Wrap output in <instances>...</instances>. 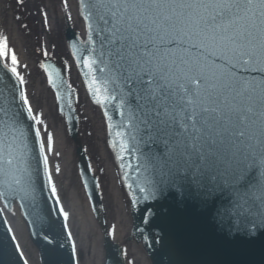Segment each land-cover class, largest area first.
I'll return each mask as SVG.
<instances>
[{
  "label": "snow or ice",
  "instance_id": "6c2138e0",
  "mask_svg": "<svg viewBox=\"0 0 264 264\" xmlns=\"http://www.w3.org/2000/svg\"><path fill=\"white\" fill-rule=\"evenodd\" d=\"M62 4L67 12V0ZM77 5L87 41L71 44L72 55L86 69L94 103L104 109L120 167L126 166L124 153H140L134 183L143 199L178 186L195 188L205 200L228 192L225 215L251 225L249 235L264 227V0H77ZM20 66L10 37L0 31V214L10 201L36 199L42 167L72 241L69 213L49 169V154L60 153L54 133L34 111ZM39 67L54 89L63 85L51 64ZM71 250L75 257V242ZM15 252L28 264L19 243Z\"/></svg>",
  "mask_w": 264,
  "mask_h": 264
},
{
  "label": "water",
  "instance_id": "95a60500",
  "mask_svg": "<svg viewBox=\"0 0 264 264\" xmlns=\"http://www.w3.org/2000/svg\"><path fill=\"white\" fill-rule=\"evenodd\" d=\"M67 3L68 9L65 14L70 15L71 19L66 22L60 1L52 0L51 12L43 35L31 44L38 65H40L44 50H47L48 53L64 55L63 57L68 59V52L62 36V30L66 25H70L82 33L83 24L76 12V2L67 0ZM66 35L70 45L75 43L79 46L81 41H84L80 38L77 39V34L72 30L67 29ZM50 64L60 72L57 77L58 84L59 81L64 82L62 86L54 90L56 95L59 93L62 97L58 100L59 107L64 113L71 136L78 143L74 109L75 91L65 76L64 61L59 60ZM78 67L85 82L83 72L86 69ZM16 106L19 107V104ZM102 111L104 112V109ZM108 112L113 117L114 123L120 122L121 117L114 107L109 106ZM24 123L31 125L32 121L25 116ZM110 139L112 137L108 133V142ZM30 141H32L31 146L34 149V154L38 155V145L34 143V132L30 134ZM72 150L73 162L77 170L73 141ZM112 150L131 199L133 220L131 234L142 242L152 264H264V227L256 228L253 230L254 234L249 235L251 225L243 224L234 215H225L224 210L231 207L228 192L217 193L216 196L205 200L195 188L178 186L168 188L155 199L144 200L134 183L138 175L136 168L143 162L142 159L136 158L140 156V153L137 152L135 155L124 153L123 163L126 166L121 168V161L117 159L119 149L112 148ZM143 151H147V149L145 148ZM76 153L82 182L97 223L103 230L105 259L103 252L101 264L103 259L104 264H126L121 246L111 240L106 233L97 180L89 168L88 159L79 146L76 147ZM128 164L133 167H127ZM128 185H132V187H128ZM134 199L139 202L134 204ZM14 204L17 205L26 224L29 238L37 249L41 264H76L71 250L72 242L68 240L67 232L63 228L64 219L58 214V206L53 202L47 190L42 167L36 199L25 202L10 201L8 211H12ZM0 205L3 206V201H0ZM8 229L2 213L0 214V262L2 264H23L19 253L15 252V242H13ZM113 239L116 240L114 237Z\"/></svg>",
  "mask_w": 264,
  "mask_h": 264
},
{
  "label": "bare ground",
  "instance_id": "6f19581e",
  "mask_svg": "<svg viewBox=\"0 0 264 264\" xmlns=\"http://www.w3.org/2000/svg\"><path fill=\"white\" fill-rule=\"evenodd\" d=\"M51 8L49 9V14L51 12ZM14 9L15 6L11 2V0H0V31H3L1 26L5 28V32L10 37V43L15 48V51L17 52L18 58L21 62V64L24 66L25 64L27 67H25L27 70L29 69V78L31 81V100L35 104H41L43 115L50 119L51 132L54 133L55 137V144L54 148L55 151L59 152L60 155L56 156L54 153L50 154L54 158H58V162L62 165V172L64 173V176H61V186L65 188V184L68 182H64V180L68 179V177L73 178L75 181V190H73L74 194L81 195L80 197L83 198V201L79 198V195L76 197V201H74V211L79 213L82 211L84 219L91 225L89 228V232H87L85 229H82V241L85 243V245H88L91 241V246L94 248L93 254L90 256H94V260H91L89 257V264H101L102 261V255H103V248H102V231H98V236L96 238V235H94V227L93 224H95V220L92 216L91 209L89 207V204L86 201V196L83 193L81 184L78 180V173L76 170V167L73 162V150H72V141L68 137L67 130L65 125L63 124V120L61 117L57 114L56 111V105L52 98V95L50 93L49 88L46 85V80L42 74V71L39 70L40 67L38 65V62L33 54V51L31 49L32 40L34 38H31V35H27V33L22 32L18 22L15 20L14 15ZM24 21L29 23V26H31L32 33L35 34L34 37L38 36L39 33L44 32V26L45 24L41 21L42 18H38L33 13L32 15H29L28 13L23 14ZM49 18V17H48ZM68 71H69V78L74 83V85L77 87L78 92V104L80 106L79 108V139L81 142V145H83L84 141L86 140L82 126H84V117L85 115L90 116L89 118L92 120L95 112V107L93 104L87 99V96L82 88L79 76L75 70V67L72 63V60L69 58L68 55ZM39 68V69H38ZM36 69L39 70V72H34ZM25 89L27 91V87L25 85ZM29 96V95H28ZM30 98V96H29ZM40 106V105H39ZM83 111V112H82ZM56 117V118H55ZM54 129V130H53ZM102 132L98 134V136L95 138L94 141L98 140L99 143V150H97L96 145H92L87 149H85L86 153L90 155L91 160L94 162L95 157L97 155L100 156L102 164L104 169L107 171V178L104 179L108 180V176H110V179H113L112 182V196L113 198L117 199V207L115 210L110 209L107 207L106 209V222L107 227L109 231H111V234L118 242H123L124 238L128 235L129 227H130V216H129V210H128V200L126 197V194L122 188L121 183L118 180L116 168L114 165V161L112 159V154L107 148L106 143H104V125L102 122ZM83 139V140H82ZM84 147V145H83ZM87 147V146H86ZM98 156V157H99ZM93 170L98 168V164L93 165ZM76 176V177H75ZM71 178V179H72ZM60 180V178L58 177ZM56 179V180H58ZM103 182V180H102ZM77 186V187H76ZM103 194V193H102ZM103 202L105 201V198L103 197ZM7 216H9L7 214ZM114 220H116V224L114 223ZM12 224V227L14 228V231L18 233L17 228L19 227V224H15L14 222L10 221ZM113 228H112V227ZM116 226V227H115ZM20 228V227H19ZM114 230V232H113ZM94 235V239L92 241V236ZM101 239V240H100ZM98 246V247H97ZM126 256L129 254V250L131 249L132 255L135 256L137 259H139L140 264H149V261L144 253V251L141 248V245L132 243L131 245H126ZM95 253V254H94ZM133 258V257H132ZM144 259V260H143Z\"/></svg>",
  "mask_w": 264,
  "mask_h": 264
},
{
  "label": "rangeland",
  "instance_id": "374dc122",
  "mask_svg": "<svg viewBox=\"0 0 264 264\" xmlns=\"http://www.w3.org/2000/svg\"><path fill=\"white\" fill-rule=\"evenodd\" d=\"M11 2L13 3V5L15 6L14 9V17L15 20L18 22L22 32L27 33V35H31V38H34L32 40L35 41L36 39H38L39 37H41L43 35L42 33H39L38 36L34 37L35 34H31L32 30H31V26H29V23L27 24L26 21H24V17L23 14L24 13H28L29 15H32V13L37 16L38 18H42V22L45 24V13L47 16V21H48V17H49V9L50 7H52V0H23V4H20L17 2V0H11ZM17 17H19V19H17ZM23 25H26L27 27H23ZM46 26V24H45ZM44 26V29H45ZM2 30L5 32V28L3 26H1ZM39 69V68H38ZM36 69L34 72H39V70ZM19 71L21 72V74L25 77L26 80V87H27V94L30 96V101L32 103V106L34 108V111L38 114L41 115L42 119L44 120L45 125L47 126V131H51L50 129H52V127L50 126V119L46 117V115H43V110L41 107V104H35L32 102L31 100V81L29 78V69L27 70L22 64L19 68ZM40 105V106H39ZM95 108V112H94V116L92 117L93 119L91 120L87 115H85L84 117V126H82V130H83V134L86 138V140H83L84 143V148L87 149L89 146L86 145L89 144L90 146L92 145H96L94 147H97V150H99L98 146V140L94 141L95 138L98 136V134L100 133V131L102 132V122H103V118L102 115L100 113V110L98 109V107L94 106ZM83 112V111H82ZM55 115H59L58 113ZM56 118V117H55ZM43 128V126H41ZM54 130V129H53ZM44 135L43 131H42V136ZM46 139V137H45ZM72 141V139H71ZM105 143V140H104ZM87 146V147H86ZM52 154V153H51ZM97 155V157H95L94 162L92 161L93 165L98 164V168L95 169V171H97L99 180H100V185H101V189H102V193H103V197L105 198L104 205L105 208L107 209V207L109 208L108 210L112 209L115 210L117 207V199L113 198L112 196V182L113 179H110V176H108V180H105V178H107V171L104 169L102 161L100 156ZM90 157V155H89ZM92 159V158H91ZM49 166H50V171L52 173L53 176V181L55 182L56 186H57V190H58V194L60 196V200H61V204L63 205L65 211H67L69 213V218L67 223L69 224V231H71L72 236H73V241L76 244V248H77V254H78V264H89V257L93 254L92 252L94 251V248L91 246V241L89 242L88 245H85V243L82 241V229H85L87 232H89V228L91 223L89 224L86 219H84L83 213L82 211L77 213L74 211V201H76V197L79 194H74L73 190L77 189L75 188V181L73 180L72 176L71 178L68 177V179L64 180V182H68L66 183L64 186L65 188H63L61 186V176H64L65 172H62V165L58 162V158L57 157H53L49 154ZM59 166L61 171L60 173H56L55 169L56 167ZM58 177L60 178V180L58 179ZM76 177V176H75ZM58 179V180H56ZM103 180V182H102ZM77 187V186H76ZM81 195H79L78 199H81L83 201V198L80 197ZM8 221L12 227V224L10 221L14 222L16 225L19 224V227L17 228L18 233L16 231H14V228L12 227L18 242L20 243V246L23 249L24 254L26 255L29 264H39L38 261V257H37V252L35 247L33 246V244L31 243V241L29 240L27 234H26V230L24 227V224L22 223L19 214L17 213V211L15 210V212L13 211V214L9 213L8 214ZM95 220V219H94ZM95 224H93L94 227V235H96V238L98 236V231H99V225L97 223V221L95 220ZM114 223L116 224V220H114ZM112 227V226H111ZM116 227V226H115ZM113 228V227H112ZM94 235L92 236V241L94 239ZM101 240V239H100ZM127 240H125L126 242ZM133 242L131 241H127L126 245H131ZM98 247V246H97ZM129 254H127L128 259L132 262V264H140V260L137 259L135 256L132 255V251L131 249L128 252ZM95 254V253H94ZM133 257V258H132ZM91 260H94V256L90 257ZM144 260V259H143ZM150 264V263H149Z\"/></svg>",
  "mask_w": 264,
  "mask_h": 264
}]
</instances>
